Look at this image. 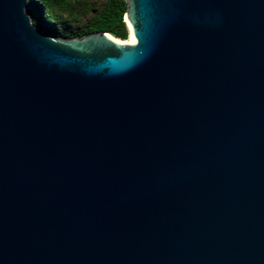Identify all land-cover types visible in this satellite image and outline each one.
I'll use <instances>...</instances> for the list:
<instances>
[{"label": "water", "instance_id": "95a60500", "mask_svg": "<svg viewBox=\"0 0 264 264\" xmlns=\"http://www.w3.org/2000/svg\"><path fill=\"white\" fill-rule=\"evenodd\" d=\"M125 2L0 0V264H264V0Z\"/></svg>", "mask_w": 264, "mask_h": 264}, {"label": "trees", "instance_id": "16d2710c", "mask_svg": "<svg viewBox=\"0 0 264 264\" xmlns=\"http://www.w3.org/2000/svg\"><path fill=\"white\" fill-rule=\"evenodd\" d=\"M29 7L33 23H43L52 35L72 37L105 31L121 39L127 36L125 0H29Z\"/></svg>", "mask_w": 264, "mask_h": 264}, {"label": "bare ground", "instance_id": "6f19581e", "mask_svg": "<svg viewBox=\"0 0 264 264\" xmlns=\"http://www.w3.org/2000/svg\"><path fill=\"white\" fill-rule=\"evenodd\" d=\"M123 18H124L125 25H126V28H127V37L124 38V39H121V38L115 37L113 35L112 36L115 37L117 39V41L122 40V41H125L126 43H132L133 42V38H132L131 33L129 31L128 24L126 22V19H125L124 15H123Z\"/></svg>", "mask_w": 264, "mask_h": 264}, {"label": "rangeland", "instance_id": "374dc122", "mask_svg": "<svg viewBox=\"0 0 264 264\" xmlns=\"http://www.w3.org/2000/svg\"><path fill=\"white\" fill-rule=\"evenodd\" d=\"M96 1H98V3H99V2H101L102 0H96ZM42 15L44 16V13H43V12H42ZM126 37H127V36H126ZM126 37H125V38H126Z\"/></svg>", "mask_w": 264, "mask_h": 264}]
</instances>
